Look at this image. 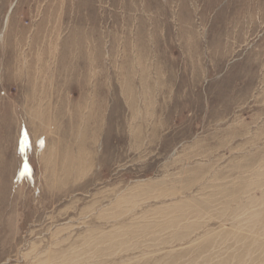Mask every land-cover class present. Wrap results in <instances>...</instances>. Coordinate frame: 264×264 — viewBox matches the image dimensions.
Instances as JSON below:
<instances>
[{"label":"rangeland","instance_id":"rangeland-1","mask_svg":"<svg viewBox=\"0 0 264 264\" xmlns=\"http://www.w3.org/2000/svg\"><path fill=\"white\" fill-rule=\"evenodd\" d=\"M0 36V264H264V0H0Z\"/></svg>","mask_w":264,"mask_h":264},{"label":"bare ground","instance_id":"bare-ground-1","mask_svg":"<svg viewBox=\"0 0 264 264\" xmlns=\"http://www.w3.org/2000/svg\"><path fill=\"white\" fill-rule=\"evenodd\" d=\"M8 20H9V17L7 18V22H8ZM0 39H1V36H0Z\"/></svg>","mask_w":264,"mask_h":264}]
</instances>
